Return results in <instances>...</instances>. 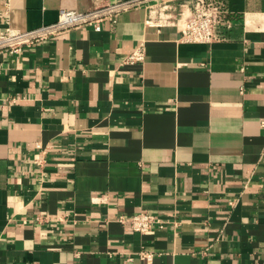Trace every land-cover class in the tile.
Segmentation results:
<instances>
[{"label": "crops", "instance_id": "obj_1", "mask_svg": "<svg viewBox=\"0 0 264 264\" xmlns=\"http://www.w3.org/2000/svg\"><path fill=\"white\" fill-rule=\"evenodd\" d=\"M117 1L0 0V30ZM185 1L0 53V264H264V0H213L210 43L147 23Z\"/></svg>", "mask_w": 264, "mask_h": 264}, {"label": "built area", "instance_id": "obj_2", "mask_svg": "<svg viewBox=\"0 0 264 264\" xmlns=\"http://www.w3.org/2000/svg\"><path fill=\"white\" fill-rule=\"evenodd\" d=\"M8 3L9 0H5V4L8 5ZM140 3H142V0H122L86 11L62 10L54 23L30 30H18L7 26L0 30V53L8 52L14 54L20 52L24 47L50 39L59 32L70 28L91 26L94 29H98L101 21L105 19L114 21L120 12ZM182 6L183 10L176 19L170 18L165 13L164 7L159 9L157 15L155 14L156 11L152 10L147 23L156 24L158 22L157 24H165L170 20L172 24L179 25L181 39L185 42L210 43L221 38L217 31V26L221 22L220 16L223 14L219 3L213 0H187ZM155 17L158 19L157 21H155ZM142 59L143 53L139 49L126 56L123 61L133 63ZM41 161L40 155L34 159V162L39 165ZM34 220L42 222L45 219L38 216ZM117 221L121 224L128 223L131 231L140 234L148 233L154 225H158V227H164L165 225L163 220L147 211H140L130 216L120 214L117 217ZM139 256L143 259L148 258V254L142 251L139 252Z\"/></svg>", "mask_w": 264, "mask_h": 264}]
</instances>
